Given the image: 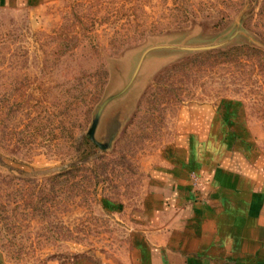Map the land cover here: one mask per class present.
Segmentation results:
<instances>
[{
    "label": "rangeland",
    "instance_id": "1",
    "mask_svg": "<svg viewBox=\"0 0 264 264\" xmlns=\"http://www.w3.org/2000/svg\"><path fill=\"white\" fill-rule=\"evenodd\" d=\"M262 9L264 0L0 5V264L125 255L148 168L182 107L239 99L264 152ZM241 44L259 55L205 52ZM107 97L101 149L87 131Z\"/></svg>",
    "mask_w": 264,
    "mask_h": 264
},
{
    "label": "crops",
    "instance_id": "2",
    "mask_svg": "<svg viewBox=\"0 0 264 264\" xmlns=\"http://www.w3.org/2000/svg\"><path fill=\"white\" fill-rule=\"evenodd\" d=\"M181 115L148 168L125 255L58 264H264V152L242 102L226 97L182 107Z\"/></svg>",
    "mask_w": 264,
    "mask_h": 264
},
{
    "label": "trees",
    "instance_id": "3",
    "mask_svg": "<svg viewBox=\"0 0 264 264\" xmlns=\"http://www.w3.org/2000/svg\"><path fill=\"white\" fill-rule=\"evenodd\" d=\"M255 13L258 14V15H260V17L264 16V10L263 9L260 10V11L258 10L256 12H254V14ZM260 31L264 33L263 30H260ZM259 49L260 48L250 47V46H248V44H241V45L230 46V47H228L226 49H208L205 52L206 53H210V56L211 55L212 56H214V55H220V56H222L224 58H226V57L229 58L230 56L231 57L232 56H236V57L237 56H242L243 57V55H245L246 53H248V50H252V52H255L254 53V56H256V55H259ZM260 52H262V51H260ZM194 57L191 56V58L193 60H194ZM191 58H188L186 60L184 59V60H181V61H177V62H175V63H173L171 65L166 66L165 68L162 69V71H160L158 73V76H161L162 74H165V75H167L169 73L171 74V71H173V70H177L179 68H184L186 64H189L190 63ZM91 145L93 147H95V145L93 143H91Z\"/></svg>",
    "mask_w": 264,
    "mask_h": 264
},
{
    "label": "water",
    "instance_id": "4",
    "mask_svg": "<svg viewBox=\"0 0 264 264\" xmlns=\"http://www.w3.org/2000/svg\"><path fill=\"white\" fill-rule=\"evenodd\" d=\"M203 47H205V46H203ZM207 47H211V45H208ZM109 99H110V97H107L99 104L98 109L95 111L94 115L92 116V120H91V123H90V125L88 127V131H87L88 137L92 140V142L94 144H96L101 149H105L110 145L111 138L106 142H102V141L97 140L95 137V129H96V125L98 123L100 113H101L104 105L108 102Z\"/></svg>",
    "mask_w": 264,
    "mask_h": 264
}]
</instances>
